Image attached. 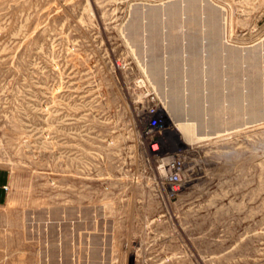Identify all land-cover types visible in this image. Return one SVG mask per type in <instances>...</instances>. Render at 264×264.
Instances as JSON below:
<instances>
[{
    "label": "rangeland",
    "instance_id": "374dc122",
    "mask_svg": "<svg viewBox=\"0 0 264 264\" xmlns=\"http://www.w3.org/2000/svg\"><path fill=\"white\" fill-rule=\"evenodd\" d=\"M177 1L0 0V264H264V123L229 104L264 119V0ZM170 95L206 139L169 122L166 198L128 122Z\"/></svg>",
    "mask_w": 264,
    "mask_h": 264
},
{
    "label": "built area",
    "instance_id": "2783aa9c",
    "mask_svg": "<svg viewBox=\"0 0 264 264\" xmlns=\"http://www.w3.org/2000/svg\"><path fill=\"white\" fill-rule=\"evenodd\" d=\"M128 124L136 145L134 163L141 159L144 173L153 175L159 191L167 194L166 198L178 196L191 180L187 177L185 154L162 151L166 134L172 132L166 113H162L158 104L137 107Z\"/></svg>",
    "mask_w": 264,
    "mask_h": 264
},
{
    "label": "bare ground",
    "instance_id": "6f19581e",
    "mask_svg": "<svg viewBox=\"0 0 264 264\" xmlns=\"http://www.w3.org/2000/svg\"><path fill=\"white\" fill-rule=\"evenodd\" d=\"M193 2H197V1L196 0H181V1L173 2V3L171 2L167 6V8L168 9L169 8L170 9L171 8H174L178 4L179 7H182V8H184L186 10L187 9V6L188 7L191 6L193 4ZM221 29H223V28L221 27ZM210 33H212V32L209 31V33H207V34H210ZM218 35H219L218 32H216L217 44L214 41L209 40V42L207 41V43H206L205 46H207V48H211L213 50L214 48H217V46L218 47H221V46L227 45V43L224 42V32H222V36H221L222 38H221V42L220 43H219V40H218L219 39ZM255 49L253 50V52H251V54H253L255 52H258L260 49H262V50L264 49V40L260 43L259 50H258V47L255 48ZM233 53H234V51L232 52V55L230 57V61H234L236 59V57H237V55H235ZM156 71H158L157 68H156ZM249 82L247 84V89H248L247 96H245V98H244L242 96V90H241V88L244 87V86L242 87L241 85L246 84V83L245 82H240V84H237L236 85V88L235 89L233 88V90L236 91V92H235V94L233 93L231 95V97L229 98V104L231 105V108H233V109H236L237 108V109H242V110L248 109L249 111H255L254 113H256V115H255V117L251 118V121H249V123L257 124V125L258 124H262V123H264V119H261V115H260L261 114V110H262L261 101H262V97H263V94L261 93V89H260V86L261 85H259L257 87L256 91L253 92L252 90L249 89V86H250ZM192 88L193 87H191V89ZM195 88L197 89V85H196ZM170 96H165V97H163V99H161L162 100V104H163V106L165 108L166 115L168 117L169 122L173 123V125L176 128L181 129L184 132V135L186 137H190L191 139H194V138H199L201 140L202 139H206V137H204L203 134H197L196 133V126H195L196 124L190 122V120L178 119V116L176 117V114H177L176 113L177 112L176 110H177L178 107L176 105L175 106L172 105V102H175V101H177L180 98H179V96H177V99L174 100L176 98V96H175V98L172 97V95H170ZM245 101L248 102L247 105L244 104ZM176 103L177 102H175V104ZM194 106H197V105L194 103ZM199 135L201 137H199ZM205 135L206 136H209L210 134L207 132Z\"/></svg>",
    "mask_w": 264,
    "mask_h": 264
},
{
    "label": "water",
    "instance_id": "95a60500",
    "mask_svg": "<svg viewBox=\"0 0 264 264\" xmlns=\"http://www.w3.org/2000/svg\"><path fill=\"white\" fill-rule=\"evenodd\" d=\"M218 32H219V35H218V37H219V43L221 42V40H220V37H221V34H220V32H221V27L219 26V28H218ZM249 124H252V123H249Z\"/></svg>",
    "mask_w": 264,
    "mask_h": 264
}]
</instances>
